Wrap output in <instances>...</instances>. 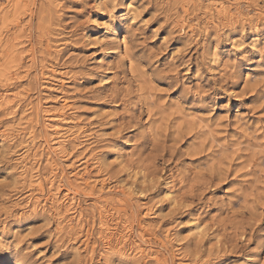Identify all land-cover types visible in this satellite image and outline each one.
Returning a JSON list of instances; mask_svg holds the SVG:
<instances>
[{
	"label": "rangeland",
	"instance_id": "rangeland-1",
	"mask_svg": "<svg viewBox=\"0 0 264 264\" xmlns=\"http://www.w3.org/2000/svg\"><path fill=\"white\" fill-rule=\"evenodd\" d=\"M0 100V264H264V0H0Z\"/></svg>",
	"mask_w": 264,
	"mask_h": 264
},
{
	"label": "bare ground",
	"instance_id": "bare-ground-1",
	"mask_svg": "<svg viewBox=\"0 0 264 264\" xmlns=\"http://www.w3.org/2000/svg\"><path fill=\"white\" fill-rule=\"evenodd\" d=\"M115 40H118V34L116 33L115 34ZM6 77V76H5ZM2 99V98H1ZM5 99V98H4ZM1 101V100H0ZM7 101V99L5 100V102ZM1 102H3V101H1ZM4 103V102H3ZM51 117V116H50ZM51 119V118H50ZM51 128H52V126H51ZM57 133V132H56ZM168 195H170V194H168ZM108 230V229H107Z\"/></svg>",
	"mask_w": 264,
	"mask_h": 264
},
{
	"label": "snow or ice",
	"instance_id": "snow-or-ice-1",
	"mask_svg": "<svg viewBox=\"0 0 264 264\" xmlns=\"http://www.w3.org/2000/svg\"><path fill=\"white\" fill-rule=\"evenodd\" d=\"M241 55H243V53H241Z\"/></svg>",
	"mask_w": 264,
	"mask_h": 264
}]
</instances>
